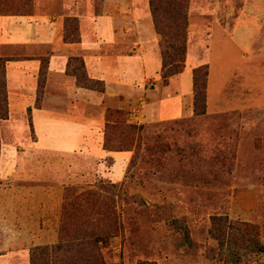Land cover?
I'll use <instances>...</instances> for the list:
<instances>
[{
    "label": "rangeland",
    "instance_id": "rangeland-1",
    "mask_svg": "<svg viewBox=\"0 0 264 264\" xmlns=\"http://www.w3.org/2000/svg\"><path fill=\"white\" fill-rule=\"evenodd\" d=\"M128 9L150 14L148 0H0L2 12H52L62 26L79 27L78 16L87 12L90 20L109 13L121 23ZM188 23L215 33L204 114L146 122L139 107L132 114L121 109L134 103L132 86L110 87L126 98L102 104L96 91L89 98L94 108L84 100L76 110L63 109L72 116L90 109L92 127L74 152L36 149L29 112L23 119L10 115L12 130L0 121L1 169L11 157L17 162L14 174L0 179V261L29 264L32 247L55 243L65 202L77 204L73 198L85 191L96 193V210L106 203L116 213L119 228L101 249L105 264H223L219 241L236 237L244 247V224L264 243V36L241 57L250 45L242 46L235 34L237 23H264V0H189L186 46ZM144 58L145 78L155 77L156 62L147 53ZM139 60L132 79L142 86ZM69 65L74 68L76 61ZM116 109L124 115L114 116ZM106 121L138 128L133 138L113 137V147L123 151L103 148ZM54 142L41 139L40 145Z\"/></svg>",
    "mask_w": 264,
    "mask_h": 264
},
{
    "label": "crops",
    "instance_id": "crops-1",
    "mask_svg": "<svg viewBox=\"0 0 264 264\" xmlns=\"http://www.w3.org/2000/svg\"><path fill=\"white\" fill-rule=\"evenodd\" d=\"M120 16L123 21L116 23L113 14L94 15L92 20L88 18V12L80 14L78 16L80 41L69 44L63 41L62 23L52 12L0 11V58L9 59L5 63L4 71L8 118L2 122L9 130H12L11 114L23 119L24 114L29 112L36 149L58 152L77 150L80 141L92 127L88 119L90 109L86 113L88 116L82 111L81 114L77 112L72 116L66 111L63 112V109L76 110L84 100L89 108L97 105L89 102V98L96 91L78 86L74 78L66 74L67 62L72 56L82 58L89 77L104 82V91L97 92L102 99L101 104L104 99L114 98L123 101L126 98L122 91L116 92L110 87L132 86L135 94L134 103L128 108L121 109H129L132 114L139 107L137 111L143 121H167L193 115L192 70L197 66L209 64V58L214 50L210 48L215 34L213 30H206L200 23H188L185 67L181 73L169 77L166 84L160 85L158 81L161 62L158 40L150 14H138L128 9ZM141 20L145 23H140ZM237 24L235 26V34H239L237 38L242 46L250 45L249 50L242 49L243 57L249 54L251 46L264 36V23ZM225 34V40L231 41L232 37L227 35L228 31H225ZM120 49L124 51L121 52ZM222 50L225 53L226 47ZM146 53L154 59L155 66L159 68L155 77L147 79L144 58ZM137 57L140 58L138 62L143 73L142 86L132 79L136 70L134 60ZM42 58L46 59L47 67L44 92L37 103V78ZM209 69L208 85L213 67L210 66ZM150 79L153 82L148 84ZM221 92L222 90L219 91L220 94ZM221 98L225 101L224 107L229 105L226 99ZM10 105H13L14 113L10 112ZM46 138L55 141L53 146L40 145L41 139ZM14 153H17V148ZM1 155L2 151L0 164ZM11 158L4 164L7 166L3 169L0 165L2 174L0 179L9 178L14 174L17 162ZM0 264L5 263L1 260Z\"/></svg>",
    "mask_w": 264,
    "mask_h": 264
},
{
    "label": "trees",
    "instance_id": "trees-1",
    "mask_svg": "<svg viewBox=\"0 0 264 264\" xmlns=\"http://www.w3.org/2000/svg\"><path fill=\"white\" fill-rule=\"evenodd\" d=\"M189 0H148L153 27L157 35L161 68L160 78L166 83L168 78L181 73L185 67L187 7ZM76 21V20H74ZM72 27V28H71ZM70 38V43H78V25L65 23L62 32ZM76 61L70 69L69 61ZM8 58H0V121L8 118L7 93L4 78L5 63ZM42 65L38 72V103L43 91L47 61L42 58ZM66 74L75 78L78 86L98 92L104 91L101 80L89 77L86 74L84 62L80 57H69L65 69ZM208 66H197L192 70L193 113L202 115L206 110V79ZM114 116H123L124 112L116 109ZM29 128L32 132L31 119ZM136 125L128 123L121 125L117 122L106 121L103 125V148L108 151L121 152L122 149L113 147L112 143L118 135H128L133 138L138 132ZM88 191L81 192L73 199L66 201L57 241L53 244L34 246L30 250L29 264H105L102 248L107 247L109 239L118 230L116 213L113 207L103 203L97 210L94 208L95 197ZM74 203L76 206H72ZM75 208L77 214L69 210ZM115 232V233H114ZM245 244L240 245L234 238L219 241V254L223 264H264V243L254 231V227L244 224ZM140 264H146L144 262Z\"/></svg>",
    "mask_w": 264,
    "mask_h": 264
}]
</instances>
